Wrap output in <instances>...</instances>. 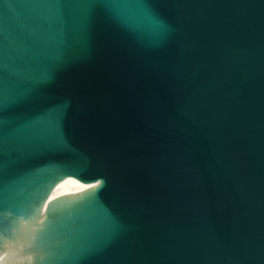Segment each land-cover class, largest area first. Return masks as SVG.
Here are the masks:
<instances>
[{"label":"water","instance_id":"95a60500","mask_svg":"<svg viewBox=\"0 0 264 264\" xmlns=\"http://www.w3.org/2000/svg\"><path fill=\"white\" fill-rule=\"evenodd\" d=\"M61 180L99 186L42 203ZM3 239L0 264H264V0H0Z\"/></svg>","mask_w":264,"mask_h":264},{"label":"bare ground","instance_id":"6f19581e","mask_svg":"<svg viewBox=\"0 0 264 264\" xmlns=\"http://www.w3.org/2000/svg\"><path fill=\"white\" fill-rule=\"evenodd\" d=\"M98 186L99 184L76 185L71 181L61 180L54 185V187L52 188V190L49 192V194L42 203L45 202L76 203L77 201H80L81 199L89 195ZM23 221L18 222L16 227L13 229V232L19 227V225ZM5 240L6 239H3L0 242V245Z\"/></svg>","mask_w":264,"mask_h":264}]
</instances>
